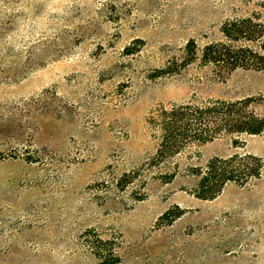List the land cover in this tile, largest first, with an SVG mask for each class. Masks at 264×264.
Returning a JSON list of instances; mask_svg holds the SVG:
<instances>
[{
  "label": "rangeland",
  "instance_id": "374dc122",
  "mask_svg": "<svg viewBox=\"0 0 264 264\" xmlns=\"http://www.w3.org/2000/svg\"><path fill=\"white\" fill-rule=\"evenodd\" d=\"M244 18L264 24V0H0V264H102L95 235L116 264H264V175L200 200L183 173L264 160V132L189 150L166 183L147 166L157 107L250 98L264 117V70L160 74Z\"/></svg>",
  "mask_w": 264,
  "mask_h": 264
},
{
  "label": "trees",
  "instance_id": "16d2710c",
  "mask_svg": "<svg viewBox=\"0 0 264 264\" xmlns=\"http://www.w3.org/2000/svg\"><path fill=\"white\" fill-rule=\"evenodd\" d=\"M221 37L202 47L186 43L180 54L167 61L161 75H174L192 65L208 67L217 78L237 70H264V24L254 18L233 19L223 23ZM253 100L210 99L199 102L157 107L146 118L156 150L148 167L157 169L162 181L174 179L180 169L173 160L189 150L220 137L260 135L264 117L251 108ZM149 170V169H148ZM190 184L187 191L200 200H213L231 184L246 187L264 175V160L250 154L234 153L226 158H212L204 167L183 169ZM124 186L135 179L124 175ZM106 241L95 235L87 241L90 252L102 264H116L119 256Z\"/></svg>",
  "mask_w": 264,
  "mask_h": 264
}]
</instances>
